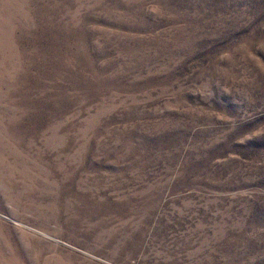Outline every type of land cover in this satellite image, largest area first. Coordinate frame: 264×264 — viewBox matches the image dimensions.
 <instances>
[{
    "label": "rangeland",
    "instance_id": "1",
    "mask_svg": "<svg viewBox=\"0 0 264 264\" xmlns=\"http://www.w3.org/2000/svg\"><path fill=\"white\" fill-rule=\"evenodd\" d=\"M0 264H264V0H0Z\"/></svg>",
    "mask_w": 264,
    "mask_h": 264
}]
</instances>
